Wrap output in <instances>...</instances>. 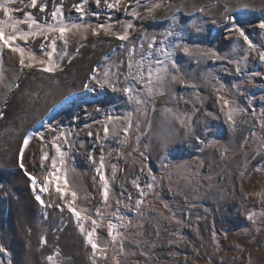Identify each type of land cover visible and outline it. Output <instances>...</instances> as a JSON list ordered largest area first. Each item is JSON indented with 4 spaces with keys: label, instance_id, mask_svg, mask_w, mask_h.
<instances>
[{
    "label": "rangeland",
    "instance_id": "rangeland-1",
    "mask_svg": "<svg viewBox=\"0 0 264 264\" xmlns=\"http://www.w3.org/2000/svg\"><path fill=\"white\" fill-rule=\"evenodd\" d=\"M0 264H264V0H0Z\"/></svg>",
    "mask_w": 264,
    "mask_h": 264
},
{
    "label": "bare ground",
    "instance_id": "bare-ground-1",
    "mask_svg": "<svg viewBox=\"0 0 264 264\" xmlns=\"http://www.w3.org/2000/svg\"><path fill=\"white\" fill-rule=\"evenodd\" d=\"M198 35H199V34H198ZM213 36H214V35H213ZM213 36H212V37H213ZM215 36H216V35H215ZM206 37H207V36H206ZM208 37H209V36H208ZM208 37H207V38H208ZM194 38H195V37H194ZM209 38L211 39V37H209ZM209 38H208V39H209ZM212 40H213V39H212ZM192 42H193V41H192ZM195 42H196V41H195ZM93 67H94V66H93ZM196 107H197V106H196ZM21 156H22V155H21ZM31 181H32V180H31ZM15 188H16V187H15ZM35 195H36V194H35Z\"/></svg>",
    "mask_w": 264,
    "mask_h": 264
}]
</instances>
